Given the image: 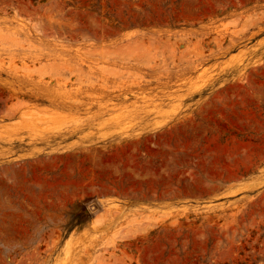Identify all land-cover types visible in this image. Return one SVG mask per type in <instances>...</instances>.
<instances>
[{"label":"rangeland","instance_id":"obj_1","mask_svg":"<svg viewBox=\"0 0 264 264\" xmlns=\"http://www.w3.org/2000/svg\"><path fill=\"white\" fill-rule=\"evenodd\" d=\"M0 264H264V0H0Z\"/></svg>","mask_w":264,"mask_h":264},{"label":"bare ground","instance_id":"obj_2","mask_svg":"<svg viewBox=\"0 0 264 264\" xmlns=\"http://www.w3.org/2000/svg\"><path fill=\"white\" fill-rule=\"evenodd\" d=\"M123 108V107H122ZM125 109V108H124ZM53 114V113H52ZM53 116V115H52ZM57 116V115H56ZM51 119H54L53 117H50ZM31 127V126H30Z\"/></svg>","mask_w":264,"mask_h":264}]
</instances>
